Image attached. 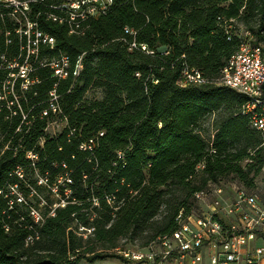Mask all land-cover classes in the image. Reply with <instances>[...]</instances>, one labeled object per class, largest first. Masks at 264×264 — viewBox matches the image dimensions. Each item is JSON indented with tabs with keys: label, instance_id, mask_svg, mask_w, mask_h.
<instances>
[{
	"label": "trees",
	"instance_id": "1",
	"mask_svg": "<svg viewBox=\"0 0 264 264\" xmlns=\"http://www.w3.org/2000/svg\"><path fill=\"white\" fill-rule=\"evenodd\" d=\"M16 1L0 0V264L130 262L128 245L148 250L181 213L201 211L198 192L233 181L258 189L263 139L244 114L248 98L180 81L186 68L220 78L239 45L227 25L250 32L264 55V0H114L74 20L69 5L84 0ZM63 57L69 75L59 78L51 63ZM91 88L103 99H88ZM57 117L67 124L50 136ZM10 186L27 199L57 187L59 199L45 198L36 223Z\"/></svg>",
	"mask_w": 264,
	"mask_h": 264
},
{
	"label": "built area",
	"instance_id": "2",
	"mask_svg": "<svg viewBox=\"0 0 264 264\" xmlns=\"http://www.w3.org/2000/svg\"><path fill=\"white\" fill-rule=\"evenodd\" d=\"M113 1L71 2L69 5L71 20L105 13ZM52 18L57 21V17L52 16ZM68 23L75 24L76 28H79L81 22ZM76 30H72L71 33H76ZM226 30L228 41L236 38L239 45L237 51L228 60L220 78L209 80L199 71L186 68L180 85L214 83L232 88L247 97L248 103L244 107V114L249 117L251 126L260 132L263 139L261 147L264 151L263 49L254 42L252 34L243 27L234 30L233 25H227ZM126 33L135 34L133 30L129 29H126ZM41 37L42 34L37 33V38ZM43 42L54 46L55 41L53 38L45 36ZM130 48V50L137 48V45L133 43ZM141 49L148 54H153L146 45H142ZM51 66L55 70V76L66 78L69 75L67 57L51 63ZM82 68V57H80L73 72L76 78ZM27 71V68L22 67L21 77L26 78ZM27 86H24V89H27ZM51 96L53 98L50 102V109L57 115L59 114V107L55 104L57 97L54 93H51ZM46 114L45 111L43 115ZM24 120H26V116H24ZM210 145L212 147V143ZM29 158H37V156L30 153ZM202 168V165L198 167V169ZM17 173L21 176L22 172L18 171ZM42 183L43 181L40 184ZM10 189L11 194L16 197L19 203L24 202L23 194L19 192L17 186H10ZM2 193L0 190V194ZM195 198L200 204L201 211L188 218H185L181 213L177 218L179 228L172 236L161 238L148 250L136 253L130 250L123 251L121 254L124 258L148 264H262L264 262L263 192L259 189L253 192L240 189L230 193L223 186H213L198 192L195 194ZM31 216L36 223L43 220L40 212L35 209H32ZM31 241L32 238H28L27 242ZM259 242H262V245H256Z\"/></svg>",
	"mask_w": 264,
	"mask_h": 264
},
{
	"label": "rangeland",
	"instance_id": "3",
	"mask_svg": "<svg viewBox=\"0 0 264 264\" xmlns=\"http://www.w3.org/2000/svg\"><path fill=\"white\" fill-rule=\"evenodd\" d=\"M9 2H12L13 4H18V2L16 0H8ZM76 2V1H74ZM238 23V22H237ZM239 24V23H238ZM12 85V84H11ZM29 85V83H25L23 85L27 86ZM103 91L101 89H97V88H91L87 93H86V97L88 99H93V100H102L103 99ZM66 122L64 120H62L61 118L59 119V117L55 118L54 121H52L48 128H47V134L50 136H57L59 134L62 133V131L64 130L65 126H66ZM36 179V176H32L29 175L28 176V182H34ZM42 180H40L39 183H41ZM256 183H257V187L258 189L264 193V174L261 173L259 175V177L256 179ZM224 185L228 188V191L230 193H233L235 191V189L241 187L242 185L240 183H238L237 181H233V182H224ZM24 196V194H23ZM50 196L52 198V200H54L55 202H57V200L59 199L58 196V190L57 187H54L52 189V191H50V189H42V192H39V196L31 194V196L28 197V199L26 198V196H24V198H26V202L32 204V207L34 209H36L39 212L44 211V206H45V198ZM41 199V202L39 204L38 200ZM205 209V207H203ZM128 248L131 252H139V251H143L141 249H138L137 246H131L128 245ZM207 263V260H206ZM82 264H148V263H140V262H136V261H130V262H126V261H122L119 259H114V258H107L104 260H97L94 263H88L85 260H82Z\"/></svg>",
	"mask_w": 264,
	"mask_h": 264
},
{
	"label": "crops",
	"instance_id": "4",
	"mask_svg": "<svg viewBox=\"0 0 264 264\" xmlns=\"http://www.w3.org/2000/svg\"><path fill=\"white\" fill-rule=\"evenodd\" d=\"M256 245H262V242L256 243ZM262 264H264V262Z\"/></svg>",
	"mask_w": 264,
	"mask_h": 264
},
{
	"label": "water",
	"instance_id": "5",
	"mask_svg": "<svg viewBox=\"0 0 264 264\" xmlns=\"http://www.w3.org/2000/svg\"><path fill=\"white\" fill-rule=\"evenodd\" d=\"M161 51H165V49L161 50Z\"/></svg>",
	"mask_w": 264,
	"mask_h": 264
}]
</instances>
